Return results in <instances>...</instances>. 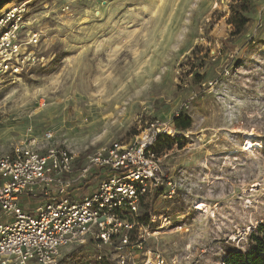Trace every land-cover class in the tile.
I'll list each match as a JSON object with an SVG mask.
<instances>
[{"label":"rangeland","instance_id":"rangeland-1","mask_svg":"<svg viewBox=\"0 0 264 264\" xmlns=\"http://www.w3.org/2000/svg\"><path fill=\"white\" fill-rule=\"evenodd\" d=\"M28 1L38 62L0 77V156L45 131L81 156L182 115L190 127L154 147L177 190L162 197L164 183L142 205L146 248L175 264L252 250L264 225V0ZM239 9L247 24L231 36Z\"/></svg>","mask_w":264,"mask_h":264},{"label":"built area","instance_id":"built-area-1","mask_svg":"<svg viewBox=\"0 0 264 264\" xmlns=\"http://www.w3.org/2000/svg\"><path fill=\"white\" fill-rule=\"evenodd\" d=\"M29 2L0 8V77L38 62L42 31L28 29ZM173 130L152 121L126 143L81 156L55 145L50 131L12 145L0 156V264H77L72 255L86 248L93 264H175L146 248L150 228L139 214L164 183L162 197L175 195L154 152ZM160 228H170L168 217ZM69 247L76 253H63Z\"/></svg>","mask_w":264,"mask_h":264},{"label":"trees","instance_id":"trees-1","mask_svg":"<svg viewBox=\"0 0 264 264\" xmlns=\"http://www.w3.org/2000/svg\"><path fill=\"white\" fill-rule=\"evenodd\" d=\"M5 3H7V0H0V8L4 6ZM240 12H245V9H239L236 13L231 14L227 20L233 27L231 36L239 35L247 24V20L241 16ZM190 125V120L182 117V115L173 119V127L177 130L187 129ZM161 139V137L158 138L157 144ZM155 150L156 148H154V152L156 153ZM251 241L254 245L252 250L249 252L231 251L224 259L223 264H264V225L256 227L255 232L251 235ZM74 259L77 264H81V259L79 257L76 256Z\"/></svg>","mask_w":264,"mask_h":264},{"label":"bare ground","instance_id":"bare-ground-1","mask_svg":"<svg viewBox=\"0 0 264 264\" xmlns=\"http://www.w3.org/2000/svg\"><path fill=\"white\" fill-rule=\"evenodd\" d=\"M244 138H245L246 140H250V139H252V134H245V135H244Z\"/></svg>","mask_w":264,"mask_h":264}]
</instances>
